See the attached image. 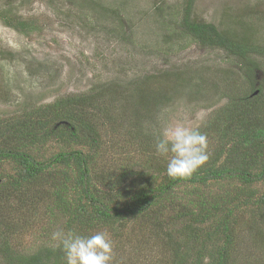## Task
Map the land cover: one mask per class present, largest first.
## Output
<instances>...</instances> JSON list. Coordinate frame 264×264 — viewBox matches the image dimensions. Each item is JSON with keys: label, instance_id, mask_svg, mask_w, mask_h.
I'll return each instance as SVG.
<instances>
[{"label": "trees", "instance_id": "obj_1", "mask_svg": "<svg viewBox=\"0 0 264 264\" xmlns=\"http://www.w3.org/2000/svg\"><path fill=\"white\" fill-rule=\"evenodd\" d=\"M195 5L183 0L181 31L203 47L222 50L228 61L224 68L210 67L212 95L204 92L205 81L163 72L126 83L94 82L89 90L28 102L19 113L0 117V264H66L52 234L70 230H106L113 264H119L115 255L122 246L132 245L125 264L131 250L136 254L158 241L167 261L162 264H264V252L248 249L250 241L264 242V35L256 37L252 25L238 31L231 23L199 20ZM0 18L19 32L33 27L11 7ZM161 76L164 82L154 88L152 79ZM183 86L207 95L203 100L215 93L225 102L198 127L208 138V162L190 179L174 180L155 141L164 109ZM53 142L60 151L42 158ZM39 219L48 221L42 244L23 248L20 239ZM139 224L151 228L148 238L136 233Z\"/></svg>", "mask_w": 264, "mask_h": 264}, {"label": "rangeland", "instance_id": "obj_2", "mask_svg": "<svg viewBox=\"0 0 264 264\" xmlns=\"http://www.w3.org/2000/svg\"><path fill=\"white\" fill-rule=\"evenodd\" d=\"M98 1L102 7L95 4L97 0H0V13L11 7L15 15L33 23L32 30L24 33L0 18V49L13 53L9 56L0 52L1 118L19 113L28 102L41 104L57 96L89 90L94 82L126 83L135 77L163 72H178L200 85L205 81L202 86L208 92H204L213 94L214 86L206 78L211 76V68H224L228 61L222 50L203 47L181 31L179 12L183 0ZM106 7L111 9L109 13L104 12ZM194 16L217 25L231 23L238 31L252 25L256 37L264 35V0H196ZM119 31L125 33L120 35ZM161 77L152 79L154 88L164 82ZM214 95L212 100H203L183 86L179 98L164 109L162 129L175 125L198 128L225 102ZM60 149L53 142L40 156L48 158ZM118 157L112 162L120 160ZM39 220L34 231L20 239L23 248L34 251L42 244V231L48 221ZM181 226L180 221L175 225ZM147 231L152 232L151 228L145 231L136 225L140 239L149 237ZM162 243L158 241L153 246L150 242L136 254L131 250L132 262L125 264L166 263L164 253L159 251ZM248 246L258 255L264 252V242L250 241ZM129 248L131 243L121 247L122 252L117 258L115 255L116 262L128 259L125 250Z\"/></svg>", "mask_w": 264, "mask_h": 264}, {"label": "clouds", "instance_id": "obj_3", "mask_svg": "<svg viewBox=\"0 0 264 264\" xmlns=\"http://www.w3.org/2000/svg\"><path fill=\"white\" fill-rule=\"evenodd\" d=\"M156 154L167 161V175L190 179L209 160L208 138L198 128L183 125L165 127L155 141ZM66 264H113V243L106 230L91 235L57 231Z\"/></svg>", "mask_w": 264, "mask_h": 264}]
</instances>
